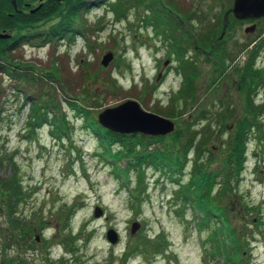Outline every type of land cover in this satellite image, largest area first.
<instances>
[{
	"label": "rangeland",
	"instance_id": "obj_1",
	"mask_svg": "<svg viewBox=\"0 0 264 264\" xmlns=\"http://www.w3.org/2000/svg\"><path fill=\"white\" fill-rule=\"evenodd\" d=\"M117 1L107 0L79 15L88 26L85 28L87 41L83 37L75 41L61 38L34 46L26 42L9 51L14 63L33 67L40 77H37V85H31L28 79L21 81L0 72V180H10L12 176L19 178L24 191L23 201L13 208L17 209V214L25 216L32 231L26 237L21 238L20 233L16 240L12 239L8 190L1 184L0 264H123L125 261L126 264H225L221 255L214 257L210 253L214 241L210 239V230L201 229L198 217L201 215L193 205L182 201L178 188L184 186L195 172L197 147L190 150L189 161L177 174L162 173L161 168L144 163L145 177L138 193L140 172L130 171V185L124 183V175L116 176L115 164L105 159L109 157L103 153L105 146L100 144L98 134L84 116L74 112L61 84L73 97L95 90L98 96H82L87 102L101 104L92 107L95 118L108 107L136 100L143 109L172 119L176 129L163 138L164 143L172 140L178 127H189L191 133L200 132L195 138L196 145L204 137L207 140L201 154L203 167L219 170L217 181H222L224 171L229 169L227 154L235 123L242 119L240 115L255 116L247 112L252 93H248L247 85L242 86L241 79L246 74H253L243 69L252 51V47L247 49V46L259 36L261 39L254 51L261 45L263 48L253 65L259 74L253 76L261 75L260 83L254 79L259 83L254 91V105L263 107L256 116L260 128L253 130L245 170L238 179H233V192L230 191L223 201L232 209L231 216L238 232L246 234L249 241L244 263L264 264V21L258 25L257 34H254L256 26H248L254 28L247 30L246 25L231 23V32L223 37L224 40L216 41V48H212L216 38L209 41L212 44L207 46L215 53L209 58L196 51L195 47L201 42L183 39L186 37L182 30L179 34V29L171 33L172 37L180 39V44L176 43V38L167 39L164 34L157 36V27L147 24V19L152 17L147 2L141 5L135 2L124 16H117L112 8ZM131 2L133 0L121 3L123 13ZM34 3L29 6L38 4L34 7L36 10L48 3L46 8L51 12L45 13L46 17L42 14L36 17L31 31L38 33L59 22L67 8L64 0ZM160 3L184 18L181 11L169 6V1L160 0ZM173 4L185 11L188 8L194 11L190 16L192 22L187 23L197 36L207 34L203 29L218 37L225 28L224 13L233 0H174ZM19 5L20 13L26 12L22 9L27 13L35 12ZM161 5L160 9L164 10ZM158 16L168 19L165 12ZM162 26L158 25L166 34L173 31L169 26ZM176 47L184 51L187 71L179 67L181 60L175 54ZM109 52L114 55L113 61L105 66L103 56ZM166 59L171 62L165 66ZM53 66L59 72V81L55 83L42 74L52 70ZM161 68L166 69V75L157 81ZM108 76L117 80L115 86L105 82ZM245 80L250 83L247 78ZM186 86L193 87L190 92L194 93V100L183 97L178 101L175 96ZM36 94L46 100L51 96L56 99L57 116L64 115L68 132H55V125L48 120L42 126L36 123L35 127L31 126ZM38 102H44V99ZM226 107L230 108L228 112ZM180 112L181 115L176 116ZM220 113L221 117L230 116L224 119V126L223 118L219 120ZM58 123L63 125L60 120ZM188 138L189 134L185 135L174 147L182 149ZM162 142L152 145L149 150L165 147ZM111 147L118 150L122 144L116 142ZM171 149L174 148L171 146ZM127 162L128 158L123 157L119 165L124 167ZM134 188L136 192H133ZM72 205H75L74 209L66 215ZM97 205L104 209L103 216L95 215ZM135 222L141 227L132 234L131 226ZM110 228L120 234L115 244L107 238ZM70 236L76 238L71 244L68 243ZM87 239H90L89 244L85 243ZM141 239L148 243L147 247L126 257L132 242Z\"/></svg>",
	"mask_w": 264,
	"mask_h": 264
},
{
	"label": "trees",
	"instance_id": "obj_2",
	"mask_svg": "<svg viewBox=\"0 0 264 264\" xmlns=\"http://www.w3.org/2000/svg\"><path fill=\"white\" fill-rule=\"evenodd\" d=\"M37 1L39 0H17V4H33ZM49 1L50 0L45 2ZM128 1L129 0H118L116 3L112 4V8L117 16H123L126 11L130 8V5L134 6L135 0L129 3L128 7H125V12L123 13L121 3H127ZM138 1L141 2V4L147 2V6L149 8L151 7V10L153 11L152 17L150 19H147V24H152L155 27L159 28L158 25L162 23L164 24L166 23V21H162L161 19L164 18L159 17L158 15L160 12H165L171 16V19L169 21L171 22L170 25L172 30H176L178 27H180L178 26L179 24L184 29L186 28L185 25L179 23V20H177V16L171 10H169V8L167 9L166 4L161 5L160 0ZM64 2L67 3V8L61 20L57 23H53L45 32L38 33L36 31L34 32V30L32 32L31 29H34L33 24H36L37 16L42 14L43 17H46L47 15H45V13H48V15L51 13L48 8H46L48 3L43 5V7H39L33 13H20L15 11L12 1L0 0V30L7 31V33L11 34L9 38H0V72L2 73V75H12L15 76V78L17 79L19 78V80L21 81L28 79L30 80V82H32L31 85H37V77H40V74H38L33 67H27V65H23L20 62L14 63V58L9 55V51H14L15 49H18V47H20L26 42H37V40L55 42L61 38H66L70 41H75L78 37H83L86 39V41L88 40V31L87 29H85L88 26L85 24V22H83V19H80L79 15L81 11L88 12L90 8L97 6V4H92L90 1L85 2V0H64ZM169 2V6L173 10H181L180 6H176L175 4H173L174 0H169ZM56 5H58V3ZM159 5H161L164 10L160 9ZM55 17H58V15H56ZM153 21L156 23H153ZM213 36H215L216 40H218L216 34H213ZM179 40L176 39V43L180 44ZM210 44L212 43L209 41H205L206 46ZM262 48L263 45L255 50L253 58H251L249 63L246 64L243 71L255 73V75L259 74L257 70H254L253 65L256 57L261 53ZM175 54L177 55V58H180L181 60L179 67L182 68V70H188V66L184 62L185 59H183V49L181 47L177 49L176 47ZM28 68L29 70L27 71ZM56 68L57 67L53 66L52 70L47 71L48 73L43 72V77L46 75V77L53 83L57 82V80L59 81V72L56 70ZM188 77L189 79L191 78L190 74ZM245 79L246 77H243L242 86L247 85V89L249 90L248 93L250 94L252 91L255 90L256 86H253L255 85L254 82L247 83ZM104 80L106 83L112 86H115L117 81L115 78L113 80L110 77L105 78ZM61 88L64 90V95H66V99L73 108L74 112L84 116L86 118L87 124L92 126L94 131L98 134L100 144H103L105 146L103 153L109 157L104 158L112 164H115V166L113 167L116 176L119 177L121 176V174L124 175V183H128L130 185V171L138 170L140 172L138 186L136 187L138 193L140 192L141 183L145 177L144 163H149L154 168H161L162 173L177 174L178 171H180L181 168L184 166V164L189 161L188 156L190 154V150L192 148L197 147V156L195 158V163L193 166L195 172L191 174L190 178L184 186L180 185L178 187L179 192L182 194L183 197L182 201L185 202L186 205L189 203L193 205L196 210L201 214V216H198L200 217L199 224L201 229L210 230V239L213 238L214 240L210 253H212L214 257H216L217 254L221 255V257H223L224 259L225 264H245L244 254L246 248L249 246V241L246 237V234L238 232L239 229L234 223L233 216H231L232 209H230L228 202L225 203L223 201V198H228L229 192H233V179H238L243 173V170H245L246 160L249 155V142L251 140L253 130L260 128L259 123L256 120V116L258 115L260 109H258V107L254 105L253 96H251L247 112L257 115L252 116L253 119L252 117L249 118L248 116L242 117V119H238L235 123L232 135L230 136V148L228 149L229 152L227 154L229 169L224 171V177H222L221 179L222 181H217L220 176V171H210L206 170L207 168L203 167V157L201 158V154L204 151L203 145L206 139L204 137L202 141L199 142L197 145L195 142V138L200 132L194 131L191 133L189 127L185 129L178 127V130H176V134L172 137V140L169 141V143H164L162 141L165 140H163V138H165L166 136H145L136 133L125 134L113 131L101 125V123L97 121V118L94 117L92 107H99L101 106V104L95 103L94 101L87 102L86 100L82 99V96L85 98H89L93 95L98 96V93L95 90H90L91 92L88 91V93L82 92L80 93V95L82 96L77 95L78 97H73L71 96L70 92L66 89V86H63L61 84ZM192 90L193 87H182L180 88L175 98L178 101L183 99V97L186 99L193 98L194 100L195 95L194 93H191ZM30 93H28V96H30ZM84 94H87V96H85ZM41 99H44V102L36 103V101H40ZM88 103H90V105ZM33 106L34 107L30 118L32 121L31 126H34L35 123L37 124V126H42L48 120L52 121L55 125V132L58 131L59 133L61 131L65 132L68 130V123L66 122L64 115L63 117L57 116L58 113L56 111L59 110V106L58 102L56 101V99H54V97L51 96L50 99L46 100L41 94H36V99L35 103H33ZM229 109L230 108H227V112L229 111ZM1 111L2 110L0 105V121L2 115ZM205 111L206 110H203V112ZM177 114L180 116L181 112L176 113V116H178ZM204 114L206 115V112ZM221 116L222 113L219 114V120L220 118H223L221 121L224 122V126L226 122L224 121V119H228L230 116ZM59 120L63 124L62 126L59 125ZM98 131H100L101 134ZM188 134L189 138L187 139V142L185 144H182V149L175 148L174 146H176V144H178V142L181 141V139H183V137ZM116 142L122 144V148L115 150L113 147H111V145ZM159 142H162L165 147H157L154 150H149L152 145H155ZM171 146L174 149H171ZM123 157L128 158L127 165L124 167L119 165ZM5 180H0V191H2L1 184L4 185L8 190V213L11 216V219L9 221V230H11L10 232L12 239L16 240L17 235H19L20 233V237L22 238V236H28L32 231L29 226L30 223L26 220L25 216L17 214V209L13 208L16 204L23 201L22 198L24 191L19 178L17 176H12L10 180ZM136 189L134 188L133 192H136ZM15 199H17V201ZM74 207L75 205H72V209L67 210L66 215H68V211L71 210L72 212ZM69 239V244L73 243L76 240V238L73 239V236H70ZM89 242L90 239L85 240L86 244H89ZM131 245L132 247L125 254L126 257L136 253L141 247H147L148 243L145 240L141 239L136 242H132ZM123 264H126V261Z\"/></svg>",
	"mask_w": 264,
	"mask_h": 264
},
{
	"label": "water",
	"instance_id": "obj_3",
	"mask_svg": "<svg viewBox=\"0 0 264 264\" xmlns=\"http://www.w3.org/2000/svg\"><path fill=\"white\" fill-rule=\"evenodd\" d=\"M12 1L15 9H17L16 0ZM230 11L238 19H260L264 17V0H234V6ZM228 14H226V18H228ZM250 28L254 27H248L247 30ZM225 31L226 26L222 37ZM10 36V33L0 32V38H9ZM113 57L111 52L105 54L102 60L103 65H108ZM169 62L170 60H166L164 64L168 65ZM97 120L106 128L121 133H142L156 136L166 135L176 129L175 121L143 109L136 100H128L118 106L104 109L98 114ZM103 213V209L96 206L95 215L102 216ZM140 227L139 222L133 223L132 234L136 233ZM107 237L112 243H116L119 239L118 232L113 228L108 230ZM37 238L39 239V237Z\"/></svg>",
	"mask_w": 264,
	"mask_h": 264
},
{
	"label": "flooded vegetation",
	"instance_id": "obj_4",
	"mask_svg": "<svg viewBox=\"0 0 264 264\" xmlns=\"http://www.w3.org/2000/svg\"><path fill=\"white\" fill-rule=\"evenodd\" d=\"M10 1H12V0H10ZM45 1H47V0H39L38 1V3L39 4H43ZM60 1H62V0H60ZM91 2L92 4H97V5H99L100 3H104L105 1H107V0H85V2ZM136 2H138V0H135ZM166 1H169V0H166ZM12 3H13V1H12ZM33 4H35V3H33ZM38 5V4H37ZM37 5H34V6H29V4L28 3H25V5H24V7H28L29 8V10L30 11H32V10H36V9H34V7H36ZM234 6V0H233V4H232V6L229 8V9H227L226 10V12L224 13V17L226 16V14H228V11H230V9H232V7ZM168 9V8H167ZM189 9L190 8H188V11H185V10H183V9H181L180 11L182 12V16L184 15V18H182L180 15H178V14H176V16L178 17V19L177 20H179V23H182V25H185V29L182 27H178L177 29H179V31L177 32L176 30L174 31V32H177V34H179L180 33V30H182L184 33H185V37L186 38H183V39H186V40H193V41H195V42H201V44L200 45H197L196 47H195V49H196V51L198 52V53H201V54H203V55H207L209 58L210 57H213V55L215 54H213V49H214V47L216 48V45H217V40H214L213 41V44H212V48L213 49H211V50H209V48H208V46H206L205 44H203V41H211L213 38H215V36H213V34H212V32H210V30H203L202 29V31H204V33L205 32H207V34H202V36L200 37V36H197L196 34H195V31L193 30V27H188L189 26V23H187L188 21H190V23L192 22V20L193 19H191L190 20V16H192L193 14H194V11H189ZM26 11L27 12V10H25V9H22V11ZM170 10V9H169ZM15 11H17V12H20L21 10L19 9V10H16L15 9ZM85 11H81V13H84ZM81 13H80V15H81ZM162 12H160L159 13V15L161 14ZM167 14V13H166ZM196 14V13H195ZM200 15V14H199ZM82 16H84V15H82ZM167 16H168V19H165L166 21H169L170 19H171V16L169 15V14H167ZM228 18H229V22H228V26H227V29H226V33H225V35L223 36V37H225V36H227V34L229 33V32H231V30H229V25L231 24V23H241L242 25H246V27H248V26H256V30L254 31V34H257L258 33V31H259V29H258V25L261 23V22H263L264 21V18H260V19H243V20H240V19H237V18H235L234 17V15H233V12H229V14H228ZM155 20H156V18H155ZM223 20H225V18H223ZM194 23V22H193ZM167 26H169V25H167ZM178 26H181L180 24L178 25ZM215 26H213V27H211L210 29H212V28H214ZM245 27V28H246ZM181 28V29H180ZM223 30V29H222ZM172 32V31H171ZM221 33H222V31L220 32V34H218V39L220 38V36L219 35H221ZM215 34V33H214ZM264 35V34H263ZM209 36V37H208ZM176 38V37H175ZM226 38V37H225ZM224 39V38H223ZM259 39H261V37L259 36V38L256 40V41H254L253 42V44L251 45V46H247V49L248 48H250V47H252V51H251V54L249 55V60H248V63H249V61L251 60V58H253V54H254V48H256V46L259 44ZM203 40V41H202ZM219 40H222V39H219ZM189 42V41H188ZM226 42V41H225ZM256 50V49H255ZM223 51V50H222ZM186 52H187V50H186ZM215 56H217V55H215ZM185 57H188L187 55H185ZM258 57V56H257ZM257 57H256V60H257ZM255 63H257L256 61H255ZM256 68H258V67H256ZM159 73L162 75V77L161 78H163V77H165V75H166V69H162L161 68V70L159 71ZM254 75H255V73H253ZM253 74L250 76H245L247 79H248V81L249 82H254V84H255V86H257L259 83H260V77H261V75L259 76V77H256V78H254V76H253ZM157 77H158V75H157ZM156 77V78H157ZM254 79H256V81H258V82H256ZM241 80H243V78L241 79ZM264 82V81H263ZM241 85V84H240ZM239 114V113H238ZM240 116H242V117H245V116H243V115H240Z\"/></svg>",
	"mask_w": 264,
	"mask_h": 264
}]
</instances>
